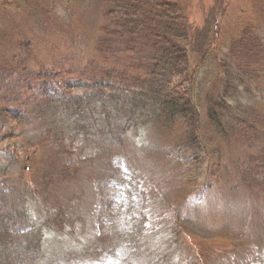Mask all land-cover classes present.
<instances>
[{
  "label": "rangeland",
  "instance_id": "374dc122",
  "mask_svg": "<svg viewBox=\"0 0 264 264\" xmlns=\"http://www.w3.org/2000/svg\"><path fill=\"white\" fill-rule=\"evenodd\" d=\"M110 1L0 0L1 247L22 264H264V0H179L191 65L152 84L190 100L189 128L115 107L107 69L127 96L169 58L153 0L134 33ZM80 78L107 79L90 111L68 102Z\"/></svg>",
  "mask_w": 264,
  "mask_h": 264
},
{
  "label": "trees",
  "instance_id": "16d2710c",
  "mask_svg": "<svg viewBox=\"0 0 264 264\" xmlns=\"http://www.w3.org/2000/svg\"><path fill=\"white\" fill-rule=\"evenodd\" d=\"M155 2V7L152 8L154 11V19L157 18V20L160 21V28L158 29V26H154L153 30L155 29V34L158 32L156 37H153L152 40H156L160 36H165V48L163 49L164 52H162L165 56H167L169 59L167 60L166 67L164 68V65L162 63H156L152 69L151 76L148 78H137L136 81V88L135 90H131L130 93H127V96L125 95V92H122V87L124 85V81H128L127 77L125 76L124 70H119L116 72L115 69H107L105 75H108V77L111 75L112 78H117L119 83H116V87L118 88L117 92H112L110 95L111 100L113 103L117 104L115 107H119V101L126 103L128 102L131 108V111L129 113V117L133 119L136 123L139 121L137 113L139 114V118L145 117L146 120L143 121V123L147 122H155V123H161L162 125H167L168 127L172 124H169L167 121H170L171 118L176 117L178 119L177 123H180L184 128L194 127L199 115L198 112H195L196 120L189 118L188 112H185L186 108H188L189 99L187 102L184 101L185 98H181L180 93H175L174 97H171V94L166 95L163 92L164 84H152V82L155 80V74L158 73L159 69H163L165 72H167L170 76L172 73H176L177 70H186L187 66H190L191 63L189 60L186 59L185 56L189 58V56L185 53V45L183 44V41H179L178 43L174 41V36L170 35V25L177 21L178 14L181 17L182 14V6L179 0H153ZM126 6L128 5L131 9L124 8L125 14H122L121 11H119V14L124 15L123 18V24L125 28L129 32H137L139 26H141V23L136 24L135 29L132 31L130 30L132 24L130 23L131 20V14L132 16L135 14H140L144 18H148V13L145 12L142 7H146L148 5L149 0H125L123 1ZM123 2L116 0V1H110V3L113 5L114 9H121L123 8ZM141 9L143 13L139 10ZM148 9V8H147ZM145 12V13H144ZM177 14V15H176ZM134 21L135 18L133 19ZM171 20V21H170ZM125 21V22H124ZM168 28L167 26H164V22H168ZM184 25V23L182 22ZM167 29H168V35H167ZM167 35V36H166ZM27 46L30 45V42H27ZM167 49V50H166ZM181 63V64H179ZM195 69V66L193 67V71ZM196 70V69H195ZM44 72V77H46L48 73H56L59 75H62L58 71L53 70H47L42 68L40 70ZM40 71H33L32 76H28V78L24 77V79H28L30 82L28 83L27 87V94L29 97L36 96L34 94L31 85L32 83L38 85L39 79L43 74ZM49 75V74H48ZM83 76V75H82ZM81 76V77H82ZM38 79V80H37ZM46 80V78L44 79ZM107 79H100V83L105 82ZM116 80V81H117ZM145 80V81H144ZM170 80V79H169ZM82 82V83H81ZM95 81H91L90 83L88 81H82L80 78V82L78 83L80 87H83V91H78L75 93V96L69 97L71 100H68L69 104L71 106H75L77 109L79 108L80 111L87 110L90 111L91 107L97 102L95 97H103L102 91H100V83L97 80L96 82L99 83L97 85H93L95 87H91L90 84H93ZM140 82H150L149 87L146 88L144 85H140ZM107 83V82H106ZM89 86H87V85ZM110 83H107L106 85H109ZM77 84L68 83L67 87H75ZM114 85V84H113ZM74 91V90H73ZM36 92V91H35ZM105 92V91H103ZM148 97V98H147ZM190 98V97H189ZM101 99L99 98L98 101ZM102 101V100H101ZM192 102V101H191ZM51 103V102H50ZM188 103V104H187ZM52 104V103H51ZM62 106L60 109L67 107ZM190 111V110H189ZM200 114V113H199ZM169 117V119H167ZM11 143H14L12 141ZM9 142L8 146L6 148H2L0 153L4 152L9 146L11 145ZM14 145V144H12ZM0 245V264H22L21 261H25L27 259V256L22 254V252L14 251L12 254L9 250H6V247H1ZM30 257V256H29Z\"/></svg>",
  "mask_w": 264,
  "mask_h": 264
}]
</instances>
